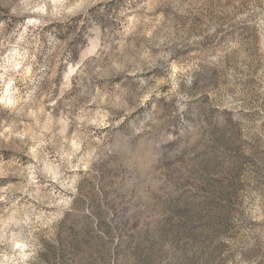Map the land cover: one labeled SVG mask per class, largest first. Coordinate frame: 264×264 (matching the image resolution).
<instances>
[{"label": "rangeland", "instance_id": "1", "mask_svg": "<svg viewBox=\"0 0 264 264\" xmlns=\"http://www.w3.org/2000/svg\"><path fill=\"white\" fill-rule=\"evenodd\" d=\"M0 264H264V0H0Z\"/></svg>", "mask_w": 264, "mask_h": 264}]
</instances>
